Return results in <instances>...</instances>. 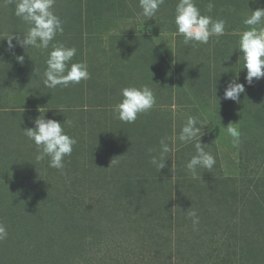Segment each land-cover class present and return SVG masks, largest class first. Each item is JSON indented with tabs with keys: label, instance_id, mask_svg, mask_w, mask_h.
Returning a JSON list of instances; mask_svg holds the SVG:
<instances>
[{
	"label": "rangeland",
	"instance_id": "374dc122",
	"mask_svg": "<svg viewBox=\"0 0 264 264\" xmlns=\"http://www.w3.org/2000/svg\"><path fill=\"white\" fill-rule=\"evenodd\" d=\"M68 1L56 0L54 11L61 19L62 16H70L69 13H76L77 17H72L69 22L74 21L73 28L79 33L87 31L85 37L89 35L93 39L92 43L81 47L84 56L83 61H79L87 63L91 78L78 85L52 90L44 87L40 77L46 67L51 45L45 51L34 48L26 50L18 45L8 50L6 38L18 34L22 39L28 25L15 16V3L12 0H0L1 140L16 145L11 149L15 159L24 155L28 156L27 160L35 162L36 146L22 130L33 128V121L40 115L61 123L70 121L69 125H64L65 132L77 140L72 155L65 158L64 169L57 170L46 165L42 174L48 177L46 182L50 184L54 196L61 194L59 185L64 182L61 189H66L65 196H59L55 201L69 202L65 207L78 220L76 224L80 225L85 218L91 225L79 228L81 233L77 240L65 239L63 235L60 239L56 237L62 244L53 246L54 256L48 264H112L114 258L120 264H214L211 256L207 258L209 251L216 264H251L250 253L240 249L239 244L229 249L232 255L227 258L232 259L231 262L221 260L220 255L228 252L220 247L212 248V237L217 241L221 238L223 240L220 241H226L225 238L230 236L226 235L229 229L225 219H220L218 224L210 219L213 223L210 226L205 225L203 220L206 218H203L194 230L191 218L181 217L173 223L171 218L162 221L161 218L167 215L160 211L155 212L154 219L149 217L153 206L140 203L135 197L139 196L145 202L144 195H148L152 197L154 206L159 208L173 197L171 192L178 188L181 194L194 192L191 184L184 186L185 181L197 179L201 187L211 172L230 178V183L233 181L236 185L233 187L238 191L236 199H240L239 210L246 208L242 201L245 194L250 196L255 187L264 190V154H255L253 159L257 160H248V154L252 155L254 148L258 149L257 143L248 151L241 142L234 146L232 137L224 129L229 123H236L241 137L245 134L255 139L254 135L260 137L264 121H259V124L255 122L251 112L247 114V108L243 109L242 100L236 103L223 99L226 87L223 83L222 89L215 91L208 85L203 86L202 82L206 74L213 71L207 68L208 65L217 68L220 74L234 71L240 78L243 58L238 42L241 34L250 27L243 21L251 15L250 10L264 7V0H239L238 17L241 20L237 26H225V34L219 38V42L212 37L207 45L196 47L184 45L183 37L174 35V13L178 0H165L156 16L147 21L139 14V0L98 2L101 8L94 7L93 20L81 10V5L88 0ZM210 1L214 0L207 2ZM211 3L216 8L223 5ZM105 4L108 9H104ZM227 4L232 10L233 4ZM66 19H62L64 27H67ZM69 22L68 25H71ZM257 27H264V24ZM98 37L102 39L101 43L96 42ZM59 41L62 42L61 39ZM13 44L16 45V40H13ZM16 55L25 57L23 64L17 62ZM76 60L73 58L72 62ZM187 62L190 67H202L180 76L178 66ZM35 67L40 69L39 77L34 73ZM192 72L193 76L199 78L198 81L189 76ZM144 84L151 87L156 96L154 108L147 114L139 115L133 124L116 119L113 106L122 99L121 89ZM76 90L78 93L73 92ZM189 115L199 117L206 124L200 142L216 159L210 171L198 168L195 177L186 168L188 160L195 155L194 145H185L178 140L180 129ZM162 137H168L173 151L168 154L165 168L159 172L150 159L151 155L158 154ZM99 139L105 146L98 144ZM261 145H264L263 138ZM90 148L97 149L94 152L98 154L91 155ZM149 149L156 151L149 153ZM112 159L117 162L111 164ZM15 162H10L7 156L0 158V184H4L12 175ZM44 163L47 164V160ZM33 170L32 176L37 175L39 170L35 167ZM66 180L70 181L66 183ZM254 180L259 181V186ZM222 190L228 191V186H220L219 191ZM38 204L37 201L33 205ZM1 206L2 221L19 212V208L13 210L7 205ZM18 207H21V203ZM222 207L214 208L219 212ZM189 208L190 204L187 203L185 210ZM50 214H53L52 211ZM261 223L264 226V220ZM23 226L24 222L18 224L17 228ZM55 231L51 232L55 235ZM258 231L257 228L255 236H262L260 239L264 241V234ZM52 233L35 235L26 242L30 241L34 249H37V244H43L46 248L47 237L50 236L51 240ZM195 244L201 250L196 249V253L192 254V248L191 252L189 248ZM35 262L37 259L32 264ZM8 264L11 262L8 261Z\"/></svg>",
	"mask_w": 264,
	"mask_h": 264
},
{
	"label": "trees",
	"instance_id": "16d2710c",
	"mask_svg": "<svg viewBox=\"0 0 264 264\" xmlns=\"http://www.w3.org/2000/svg\"><path fill=\"white\" fill-rule=\"evenodd\" d=\"M207 1L209 0H196L197 6L200 8L202 14L212 16L213 19H223L226 21V26H237V22L241 20L240 17H238L239 0H221L222 2H216L217 0L210 1L214 3H223L221 8L213 7L211 12L207 11V5L209 3ZM64 2L67 3L69 1L64 0ZM98 2L104 3L105 0H88L87 3H83L81 5L82 13L84 15H88L93 20L92 17L94 15V7L99 6L101 8V5H99ZM227 3L233 4L231 5L232 10L228 8L227 5L230 4ZM103 7L104 9H108V6H106V4L103 5ZM69 14L70 16H67V19L64 16H62V19H66L69 22L72 17H77L76 13ZM68 22L67 27H64L63 34H58L53 42H60L59 39H61V43L65 46L76 47V61H83L82 58L84 56V51L81 49V47L92 43L93 39H91L89 35L85 37L87 31L79 33L75 28H73L72 25H75L74 21L69 22L71 25H68ZM90 31L88 33H90ZM112 37H110V39ZM86 39L88 40L85 41ZM101 40L102 39L98 37L96 42L101 43ZM76 58L74 57V59ZM179 62H181V60ZM201 67L202 66L190 67L189 62H187L186 64L183 63L178 66V73L180 76L185 75L189 71H195V69L198 71ZM207 68L212 69L213 71H210V73L207 74V71L203 73V75L206 74V79L202 81L204 83L203 86L208 85V88L212 87V89L215 91H217L218 89H222L223 86L221 85V83L227 85L228 81L236 78L237 76V81H240V83H243L244 85L247 84L246 82L244 83L247 70L243 69V66L241 69L242 74H240V78L239 75L234 71L231 73L225 72L220 74L217 68H211L210 65H208ZM189 76H191L192 79L195 77L193 76V72ZM194 80L198 81L199 78L195 77ZM73 92L78 93L77 90ZM240 100H242L241 105L243 109L247 108V114L251 112L250 115L254 117L255 122L259 124V121H264V78L258 81L254 79V82L251 86L245 85V93L240 95ZM249 105L251 106V108H248ZM2 134L3 133L0 134V158L2 156L3 158L7 156L10 157V162H12V160L16 162L13 164L12 175L8 176L9 178L5 180V182H3L4 184H0V206L7 205L8 207H12L11 209L13 210L19 208V212L15 215H10L3 221L2 219L0 220V224H2L8 232L7 238L3 241H0V264H8V261H10L11 264H32L36 259L37 262H35V264H48L51 257L54 256L53 246L56 245V247H58V243L62 244V241H57L56 237L60 239L63 235L65 236V239H73V241L77 240L79 239L78 234L81 233L79 228H86V226H89L91 224H89V222H87L85 218L84 221L80 222V225L76 224L78 220L75 217H72V211L66 209L65 207L69 202L67 203L66 200H62L61 203L55 201L59 199V196H65L66 189H61L62 184L64 185V182L60 183L61 185L59 186L61 188H59V192H61V194L58 196H54L53 191L50 188V184L46 182L48 177H45L42 174V171L47 164L44 163V161L37 162L35 160V162H32V160H27L28 156L24 155L21 157L15 156L16 158H18L15 159L11 153V149L16 145L7 144L2 141ZM255 136L256 135H254L255 139H253L252 137L248 138L245 134H242L241 144L244 149H247L246 151H248L249 148L253 149L255 143H257L256 145L258 147L257 150H255L254 148L252 155L248 154L249 159L246 158V156H242L243 159H248L251 161L257 160L253 159L255 158V154H264V145L260 146L262 138L264 139V127L261 131L260 137ZM100 140L102 139H99L98 141ZM93 144L96 145L95 142H93ZM98 144L100 146L104 145L102 141H100ZM258 144L260 147L258 146ZM94 150L97 151V149L90 148L89 152H91V155L93 153H97L94 152ZM33 167L39 170L37 175L35 176H32V174L35 172V170H33ZM209 175L210 176H207L206 180L203 181L201 187H199V180L197 179L185 181L183 183L184 186L191 184L190 187L194 190V192L188 191L186 194H181L179 192V188L177 189L176 187L177 191H175L174 193L171 192V195L174 194L173 197L171 196V199L166 200L164 204H162L159 208L156 205L154 206L153 200L151 199L152 197H148V195H144L145 202L140 200L139 196H136L135 200H138L140 203H145L153 206L149 215V217L152 216L153 219L155 212H164L165 215H167V219L161 218L162 221H166L171 218L170 221L173 223L176 221V219H179L181 217L189 219L190 217L187 216L186 212L193 209L197 211L200 220L206 218L205 220H203L206 222L205 225H212L213 223L211 221H215V223L218 224L220 223V219H225V224L229 229L226 235L230 236L225 238L226 241H220L223 240L222 238L217 241V239L214 237H212L211 240L213 243V249L220 247L224 250V252H228V254L222 253L220 255L221 260H223V262H231L232 259L227 258L232 255L229 249L232 247H237L236 244H239L240 249L245 250V252L247 253H250L251 264H264V241H261L260 239V237L262 236L258 238L255 236V231L257 228L259 229V234H264V226L261 223L262 220H264V190H259L258 187H255V190L253 189L252 192H250V196H246L245 194V197L242 198V201L243 205H246V208L239 210L238 206L240 205V199H236L238 197V191L235 187H233L236 186L235 184H233V181L231 184L230 178L223 177L222 175L217 176L215 175V172H211ZM69 181L70 180H66V183H68ZM255 182L257 183V186H259V181L257 180ZM222 185L228 186V191H219V188ZM34 201H38L39 204L36 206L33 205L35 203ZM20 203L21 207H18ZM182 203H185L186 205L183 206ZM187 203L190 204V208L185 210V208H187ZM212 204L215 205L213 206ZM216 206L218 208L221 206L223 207L219 212H217L218 209L214 208ZM58 209L62 210L58 211ZM50 211H52L53 214H50ZM55 212L57 213L55 214ZM61 212L62 214H60ZM26 215H28L29 217L26 218ZM23 216H25V218H23ZM238 218L242 220L239 221L240 219ZM22 222H24L25 226L17 228V225L20 223L22 224ZM53 228L57 231H55ZM70 229H73V231H70ZM51 231H55V235ZM49 232L52 233L51 240L50 236L47 237L46 248L43 247V244H37V249H34L30 246V241L26 242L30 240V237H33L35 235H42V233L44 235L50 234ZM59 234H61V236ZM53 239H55V241H53ZM232 242H234V245ZM191 248L193 251L192 254L196 253V249L201 250L199 249L200 247H197L196 244L190 246V252ZM235 250L236 248L233 249V252H235ZM213 252L215 253L216 251ZM208 253L209 254L207 255V258L211 256L210 260L214 264H216L217 262L212 258V252L209 251ZM38 258H41V260H39ZM113 260L114 262L112 264H120V261H118L117 258H114ZM5 261L7 262L5 263Z\"/></svg>",
	"mask_w": 264,
	"mask_h": 264
},
{
	"label": "clouds",
	"instance_id": "9594fccd",
	"mask_svg": "<svg viewBox=\"0 0 264 264\" xmlns=\"http://www.w3.org/2000/svg\"><path fill=\"white\" fill-rule=\"evenodd\" d=\"M15 3V16L28 25L27 32L20 38L18 34L9 35L7 40L8 50L20 46L26 50L29 48L45 51L51 45L45 61L46 67L42 73L44 87L55 90L58 87L67 88L78 85L81 81L91 78L86 62H72L77 54L76 47H68L62 43H53L58 34L64 32V21L55 13L56 0H12ZM165 0H139V13L147 21L154 18ZM214 5L210 2L207 11L211 12ZM251 15L247 16L243 23L249 27L244 31L238 42V49L243 58V69H246L245 81L251 86L255 80L264 78V27H257L264 24V7L250 10ZM174 24L176 33L183 37L184 45H207L212 37L219 38L225 34L226 21L213 19L212 16L201 13L196 0H178L175 5ZM144 26V25H143ZM16 40V45L13 44ZM15 55V54H14ZM15 59L20 64L24 63L23 55H16ZM34 73L40 76V69L35 67ZM238 76L227 82L224 89L223 99L240 102V95L245 93V85L237 82ZM122 99L113 106V114L116 119L123 123L133 124L141 114H147L156 105V96L151 87L147 84L128 86L121 89ZM40 112V111H39ZM33 128L21 129L23 134L36 146L37 162L47 160V166L57 170L65 167V158L70 157L77 140L65 132L64 125L71 122L65 120L63 123L55 119H45V116H38L34 121ZM206 124L199 117L189 115L182 125L178 140L182 144H193L195 155H192L186 164L187 170L193 177L197 175V169L211 170L216 159L211 152L205 150V145L200 142L203 129ZM229 136L232 137L234 146L241 142V132L236 123H229L224 127ZM156 150L149 149V153ZM173 147L168 142V137H162L159 141L157 155H151L150 163L160 172L165 168L168 154ZM117 161H111V164ZM110 164V166H111ZM192 220L194 230L200 223L196 210L186 212ZM8 236L6 228L0 224V241Z\"/></svg>",
	"mask_w": 264,
	"mask_h": 264
}]
</instances>
